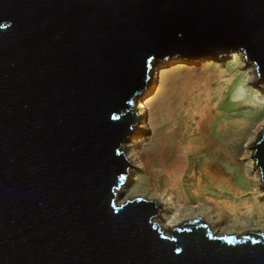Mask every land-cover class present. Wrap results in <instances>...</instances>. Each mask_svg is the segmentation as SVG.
<instances>
[{
	"label": "water",
	"instance_id": "95a60500",
	"mask_svg": "<svg viewBox=\"0 0 264 264\" xmlns=\"http://www.w3.org/2000/svg\"><path fill=\"white\" fill-rule=\"evenodd\" d=\"M231 50L264 81V0H0V264H264L261 231L116 203L153 65Z\"/></svg>",
	"mask_w": 264,
	"mask_h": 264
},
{
	"label": "bare ground",
	"instance_id": "6f19581e",
	"mask_svg": "<svg viewBox=\"0 0 264 264\" xmlns=\"http://www.w3.org/2000/svg\"><path fill=\"white\" fill-rule=\"evenodd\" d=\"M238 52L241 61H238ZM238 52L228 56L232 60L226 68L221 64L225 60L223 58L208 63L200 59L195 65L193 64L195 62L190 61L192 66L177 61L178 65L175 68L160 73L159 68H163V65L161 62L157 63L158 65L154 64L145 91L136 99L135 109L139 118L134 129L137 130L136 133L148 132L146 119H149L152 135L141 154L134 145L125 151L130 166L125 183L116 191V203L121 204L135 198L155 202L160 209L157 208L158 216H155L153 221L158 224L164 235H169L168 231L172 228L193 221L195 218H202L215 236L241 234L243 231H237L240 228H246L244 231L258 230L264 233V200L261 201L264 199V187L255 159L251 158L252 147L264 129V94L262 93L264 81H259L258 86L256 85L258 75L252 63V76L247 77L246 68L249 66V61H245L241 50ZM178 56L180 55L176 57ZM168 76L170 78L178 76L179 81L175 80L181 84V90L183 91L184 88L188 94L200 89L201 82L204 84L200 91L205 93L206 98L203 105L201 102L198 105L200 108L198 119L189 118L190 125L184 122L186 120L184 117L174 118L172 112L174 110L171 108L175 105V100L171 102V107H167L168 102L160 99L163 104L160 103V106L158 104V114H150V110L147 109L149 104L144 105L142 102L158 78L162 83L156 95L160 97ZM212 79L223 91L241 85L242 90L238 94L246 96L243 102L254 103L257 106L254 110H248L249 117L235 119L231 130L223 136L216 135L212 129L213 122L220 117L216 112L213 114L214 109L212 110L210 106L212 93L207 84ZM249 80L253 84L247 86L248 84L245 83ZM176 83L172 85H177ZM167 86L171 88V84ZM217 96L218 103L215 105L221 107L223 92L220 91ZM177 98L176 100L179 101ZM253 98L257 101L254 102ZM184 99L185 96L180 101ZM154 118L156 120L161 118L163 121L158 120L154 124ZM183 129L186 132H183ZM127 143L122 146L124 150ZM239 147H243L244 157L241 162L235 159L232 164L234 171L229 172L223 168V155L226 152L235 154ZM201 154L205 157L202 164L199 162ZM189 180L195 184L192 190L183 184Z\"/></svg>",
	"mask_w": 264,
	"mask_h": 264
},
{
	"label": "rangeland",
	"instance_id": "374dc122",
	"mask_svg": "<svg viewBox=\"0 0 264 264\" xmlns=\"http://www.w3.org/2000/svg\"><path fill=\"white\" fill-rule=\"evenodd\" d=\"M238 51L239 50H237V51L236 50H231L230 52L227 53V55H223V57L219 58L218 61L222 60V58L225 59L226 61L223 60L221 62V64L224 65V68H226L230 64V61L232 60V58L228 57V56L230 54H234V53L236 54V52H238ZM238 54H239V55H237V57L239 58L238 61H241L240 53L238 52ZM200 59L204 63L214 62L215 60H217V58H208L207 56H203L202 58H198L196 61H192V62H195L193 64L194 65L197 64V62ZM177 61H182V63L184 62L185 65L192 66V65H190L191 62L189 60L183 59L181 56H178L176 58L174 57L173 59H169L168 61H165L164 63L161 62V64L163 65V68H161V69L159 68V73H160V71L161 72H168L171 69L175 68L178 65ZM248 63H249V66L246 68V72L248 73L247 77L251 78L252 73H253L251 66H252L253 63L251 61L248 62ZM184 64H180V65H184ZM181 74H183V73H181ZM178 76H171L172 78H170L168 76V78L166 79V83L163 82L164 83L163 84L164 87L161 90L160 97L158 95H156L157 92H158L159 86L162 83V81H160L161 79L158 78L155 81L151 91H149V93L145 96V98L142 100V102H143L144 105H146L147 103L149 104L147 109L150 110L149 111L150 114H153V113H157L158 114V111H159L157 109L158 108V104L160 106L161 105L160 103H162V101L160 99H163L164 102H168V106L167 107H171L170 106L171 102H173V100H175V105L172 106V108H171V109L174 110V111H172L174 113L173 114L174 118L181 119L182 117H184V118H186V120L184 122L186 124L190 125L189 121H190L191 117H194V118L198 119V111H199L198 109H200L198 107V105H199L200 102H201V105H203V103H204L203 101L206 98L205 97V93L200 91V89L204 87V84L201 82V84H200L201 88L200 89H198V90L195 89V90H193V92L191 94H188L187 92L184 91V88H183V91L181 90L182 87H180L181 84L178 83V81H179L178 79H180ZM175 79H177L178 81L175 80ZM258 80H259V77H257V81ZM221 81H223V80H221ZM208 82H209V84H207V83L206 84L209 85L208 87H210L209 89L211 90V93H212L211 97H210L212 103L210 104V106H211L212 110L214 109L213 110V114H215V112H216V113H218L220 115V117L218 119H215V121L213 122L212 129L214 130L216 135L217 134H221L222 136L223 135H227L228 132L231 130L232 122H234L235 119H239V118L242 119L245 116L249 117L248 113H247L248 110H250V109L254 110V108H256L257 106L254 103L245 104L243 102V99L246 98V96H239V94H238L242 90L241 85L232 87V88H230L227 91H223V90H220L217 87V83H216L215 80L212 79V80H209ZM172 83H176L177 85L173 86ZM250 83L253 84V82L251 80H249L248 83L246 82L245 84H248L247 86H249ZM168 84L169 85L171 84V88H173V89L169 88L167 86ZM220 91L223 92V103H222L221 107H219V105H215V104L218 103V96L217 95L220 93ZM198 92H199V94H198ZM262 93L264 94V91ZM235 94H237V95H235ZM184 96H185V99H184V101L181 102L180 99H182ZM141 97H140V99H141ZM176 97H178L177 99L179 101L176 100ZM253 100H254V102L257 101V99H255V98H253ZM241 102H243V103H241ZM216 106H217L218 109L216 108ZM164 108L166 109V105L164 106ZM158 120L163 121V119L161 120V118H159ZM158 120H156L154 118V120H153L154 124H155V122H158ZM146 124L149 127L148 132L143 134L141 131H138L137 133H139V135L132 136V138L129 140V142L125 145L126 147L124 146L125 147L124 151L132 148L133 147L132 145H134L135 149L140 154L142 153V151L145 150L147 142H148L149 138L152 135V131H151V128H150V125H149L151 123H150L149 119H146ZM182 131L186 132L185 129H183ZM242 146H244V144H242ZM244 154L245 153L243 152V147H239L235 154H233V152H231V153L230 152H228V153L226 152L223 155V158H222L223 168L227 169L229 172L234 171V169H233L234 166L232 165L234 163V160L235 159H237V160L239 159V162H241L243 157H244ZM199 156H200L199 162L202 164V161L205 159V157L202 154L199 155ZM201 164H200V166L202 167ZM198 169L199 168L197 167V170ZM183 184H185V186L187 188H189L190 190H192L194 185H195L192 180H189L188 182L185 181ZM204 193H206V191H204ZM263 200L264 199H261V201H263ZM224 224H226V221H224ZM250 227H252V226L250 225ZM238 228H240V227H238ZM239 230L244 232V230H246V228L245 229L244 228H240L237 231H239Z\"/></svg>",
	"mask_w": 264,
	"mask_h": 264
}]
</instances>
